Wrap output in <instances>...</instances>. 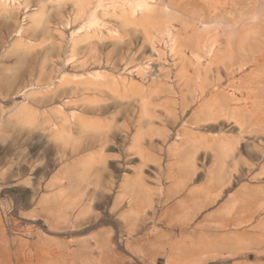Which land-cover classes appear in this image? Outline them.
<instances>
[{
    "label": "bare ground",
    "instance_id": "obj_1",
    "mask_svg": "<svg viewBox=\"0 0 264 264\" xmlns=\"http://www.w3.org/2000/svg\"><path fill=\"white\" fill-rule=\"evenodd\" d=\"M18 14L24 17L9 52L22 59L37 55L41 65L36 76L19 89L9 86L14 94L9 97L11 108L4 106L7 99L0 98V128L9 124L19 130H35L62 162L90 146L104 151L112 141L107 122L86 118L82 114L90 110L68 107L66 98L61 99L82 91L92 97H109L115 109L128 105L138 113L125 125L123 142L129 143L143 165L151 160L154 136L171 137L165 145L167 178H173L167 190L160 187L157 177L160 165L155 175L159 185L154 189L143 165L132 175L117 178L106 173L103 153L85 155L61 175L50 177L45 157L35 168L31 158L18 156L12 166L17 174L33 181V200L44 190L39 212L45 223L50 221L49 231L66 224L74 204L84 197L76 185H116L115 203L125 207L119 241L124 239L131 257L156 264V237L163 238V233L152 226L143 238L141 234L158 213L160 201L173 203L168 212L159 214V220L174 223L182 232L193 227L199 214L227 192L234 170L243 160L240 143L253 147L254 165L264 173V0H0V15ZM169 55L171 69L162 64L156 68ZM79 65L83 66L80 70ZM16 94L24 99L18 100ZM154 105L163 108L165 121L155 114ZM102 108L112 111L108 105L98 104L94 112L103 115ZM158 118L165 123L162 127L156 126ZM206 122L208 126L203 124ZM168 124L175 126L169 130ZM20 137L16 135L14 142H20ZM198 167L204 168L207 184L189 188V176ZM3 171L10 173L7 168ZM65 181L71 184L64 190ZM55 189L59 190L52 193ZM259 193L264 196V189ZM228 195L232 206L209 215L213 216L207 225L198 226V222L194 228L225 237L243 222V226L252 225L255 217L246 205L241 206L245 220H237L232 210L239 196ZM3 208L10 211L12 205L0 202V264H110L105 261L107 255L115 257L113 231H107L104 239L73 240L75 250L41 240L32 243L19 234L8 237L1 214L7 210ZM85 212L80 210L78 219ZM180 237L165 264H206L209 258L215 259L214 264H240L229 258L236 252L234 245L213 241L181 250L192 243V237ZM244 246L238 253L250 264L249 253L258 249Z\"/></svg>",
    "mask_w": 264,
    "mask_h": 264
},
{
    "label": "rangeland",
    "instance_id": "obj_2",
    "mask_svg": "<svg viewBox=\"0 0 264 264\" xmlns=\"http://www.w3.org/2000/svg\"><path fill=\"white\" fill-rule=\"evenodd\" d=\"M23 17L24 15L21 14H18L16 17L15 15L13 17L0 15V81H2V83H0V98L7 99V102L4 104L6 108H11L13 106V102L9 97L14 96V94L12 95L10 93L9 86L14 89H19V87L26 84L30 78L36 76L41 65V60H37V55L30 59L26 57L22 59L20 55L9 52V45L15 41V30L23 21ZM166 58L165 60L167 63L163 59L161 62H158L159 64H157L158 67L156 66V68H159L160 64H162L171 69L169 65L172 64V57L169 55ZM79 66L78 69L80 70L83 66ZM17 95L18 94H16L15 97L18 100L24 99L23 96ZM162 95L161 97H170L167 94ZM62 98H66V106L68 107L78 108L83 112L90 110L89 113L82 114L86 118L106 121L109 126L108 130L110 131V135H112L111 145L107 146L104 151L100 146H90L87 150H82L66 162H62L58 155H53L54 153L49 151L50 145L47 144L44 137H41L35 130H29L27 128L25 130H19L18 127L9 124L0 128V202H7V204L12 205V210L10 211L3 208L5 211L7 210L6 213L3 209L1 210L3 211V213H1L2 216H4L3 220L4 222L6 221L5 224H7L8 237L19 234L25 238V240L32 243H38L41 240L42 243L60 244L70 250H75L77 248V243L73 242V240L97 236L104 239L107 231H113L111 237L117 242L113 247L116 251L115 257L112 258V254H110V257L107 255L105 261L110 264H145V261H140L139 258L131 257V255L127 253L125 242L123 241L124 239L119 241L118 235L120 229L124 228L121 214L125 211V207L117 206L115 203L117 194L116 185L111 188H100L94 182L89 185H86V183L76 185L78 190L84 192V197L74 204L75 208H72L73 213L70 215L69 221L66 222V224H57L56 227H53V231H49L47 226L50 224V221L45 223L44 218L40 216L41 213L39 212L41 210V205L38 201L41 196L45 194L44 190L40 195H36L33 200V197H31L33 193L31 183L33 181L30 182L26 176L23 177V175L17 174L16 167L12 166L18 159V156L26 155L27 158H31L32 164L37 165L35 167L37 168L42 157H45L44 162L49 163L47 174L50 177L57 173L61 175L67 167H70L73 165V162H76L85 155L98 157L103 153L106 156V163L102 165H105L107 168L106 173L111 172L118 178L121 174H134L136 168L143 165L139 160V155L130 148L129 143L128 145H124L123 142V129H125L129 125V121H132L131 119L134 120L136 117L135 115L138 114L137 112L131 111V107L121 104L122 107L115 109V103L109 97H92L89 92L82 91L76 94V97H61V99ZM47 99L48 97L43 98V100ZM98 104L108 105L112 111L107 113L105 111L106 109L102 108L101 111H104L103 115L99 113V111L94 112ZM155 107L157 108L159 106ZM155 107H152V109ZM160 108L161 107L156 110L154 109L153 111L155 114H160V116H162L161 119L165 121L166 117L164 113L161 114L163 108H161V110ZM187 118L188 120L191 119L190 114L187 115L186 119ZM162 120H159V118L155 119L156 126L162 127L165 124L161 122ZM203 124L207 125L208 123L206 122ZM171 126L174 127L175 125H166L169 130L172 129ZM231 126L233 128L232 124L228 127L231 128ZM170 132L172 131H169V133ZM16 135L21 136L20 142L18 143L16 141L14 142ZM154 138L156 139L154 140L156 144L154 143V147L150 150L152 157L146 165H143V171L144 175L148 176L151 187L155 189V187L157 188V185L160 184L163 190H167L173 182V178H167V172L169 170L167 163H169V161L166 154V147L167 143L171 141V137L165 136L162 138V136H154ZM239 150L243 154V160L237 166L236 170H234L235 174L226 188L227 192H224L214 204L207 206L199 214L196 218L197 222L193 223V227L189 230L183 229L181 232V229L174 223L168 222L166 219L159 220V214L168 212V209L173 203L171 200L167 205L160 201L158 213L155 214L152 220H149L147 226L148 230L141 234V238H143V236H145L144 234L149 233L152 226L157 228V233H163V238L156 237V246L158 249H156V264H165L167 259L166 256L169 255V251L178 244V240L181 238L180 235L192 237V243L187 244V246L186 244L181 246L179 248L181 250L191 246L194 247L195 244H207V242L213 241H218L219 243L224 242L225 245H234L236 247V252L234 251V253L229 256L230 259L234 258L240 264H247L248 262L245 261V258L238 253L241 252L239 247L245 245L244 247L250 246V248L258 249L257 251L251 250L252 252L249 253L248 256L251 260L249 263L254 264L257 262L256 264H264V196L259 193V190L264 189V173H262L263 171L258 165H254L255 161L252 158V146L242 142L240 143ZM201 159L202 153L199 155V160ZM3 165L4 168L1 169ZM159 165L162 171L161 174L157 176L156 174L159 173L157 172ZM198 165H201V163ZM173 167L174 171L178 172L177 166L174 165ZM5 168L10 171L9 174L3 173ZM203 170V167H198L195 175L192 174L189 176L190 180L187 182L189 188H200L207 184V175L203 173ZM33 172H35V170ZM155 175L160 178L159 184H157L158 181L157 178L155 179ZM49 177L46 179V182L51 179ZM106 177L108 178V174ZM65 182L66 183H64L61 189L65 190L70 186L71 183ZM76 183L77 182H75V184ZM58 190L59 189H55L52 193ZM228 194L239 196L238 201L235 203L236 206H234L232 210L237 220H245V217H243L241 213V206L246 205L255 217L252 225L243 226L246 224L243 222L239 224L235 230L229 233L227 232L225 237H221L219 235L220 233L215 234L208 232V230L204 228H194V225L198 224V222V226L207 225L209 220L212 219V216L215 215L214 213L217 215V213L226 206L230 204L233 205L232 197ZM80 210H85L86 212L83 218L78 219L77 215ZM115 212H117V214H115ZM260 213L263 214L259 216ZM211 214L213 215L209 216ZM57 251V249L54 250L55 255ZM256 252L259 253L256 254ZM214 262L215 259L209 258L206 264H214ZM35 263L36 261L32 262V264Z\"/></svg>",
    "mask_w": 264,
    "mask_h": 264
}]
</instances>
